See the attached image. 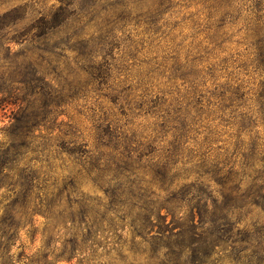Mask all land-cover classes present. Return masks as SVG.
<instances>
[{
    "label": "trees",
    "instance_id": "16d2710c",
    "mask_svg": "<svg viewBox=\"0 0 264 264\" xmlns=\"http://www.w3.org/2000/svg\"><path fill=\"white\" fill-rule=\"evenodd\" d=\"M57 1L0 0V244L40 216L71 236L55 261L128 228L149 264H263L234 230L264 210V9L241 27L250 87L219 57L242 0H200L204 24L178 19L193 0Z\"/></svg>",
    "mask_w": 264,
    "mask_h": 264
},
{
    "label": "rangeland",
    "instance_id": "374dc122",
    "mask_svg": "<svg viewBox=\"0 0 264 264\" xmlns=\"http://www.w3.org/2000/svg\"><path fill=\"white\" fill-rule=\"evenodd\" d=\"M26 1V0H25ZM200 0H193L188 2L189 8L182 7L179 9L178 19L181 17H191L200 24H204V13L200 8L198 2ZM47 6L51 4L58 3L57 0H44ZM12 2L9 4L0 3V14L7 11ZM243 11L241 16L237 19V23L227 26V31L230 35L229 41L223 45V53L219 57H227L229 59V67L227 71H233L237 73V77L240 80H244L247 85L252 87L257 81L258 76L253 72V65L251 64V58L246 52V45H244L243 33L241 27L247 22H244V17L248 14L247 10L253 9L255 6H260L264 9V0H242ZM252 15V14H251ZM190 20H187L183 24L184 33L191 34V28L189 26ZM240 29V30H239ZM20 49L19 45L11 44L12 51H18ZM3 52H1V55ZM69 55L72 54L71 51L68 52ZM220 62V61H218ZM3 61H0L2 64ZM4 65L0 67V76L2 70H5ZM87 102H81L77 104L72 111L70 108V114L78 116V118L84 120L88 114ZM13 107L9 106L7 108H2L0 105V140L4 139L2 135L3 127L9 124L10 110ZM85 111V112H84ZM86 114V115H85ZM62 119L67 120L66 117ZM85 124V122H83ZM259 136L264 138V126H258ZM226 138V134L222 139ZM34 156H36L34 154ZM27 160V157H26ZM32 161V160H31ZM32 163H37L32 162ZM81 187L85 194L88 196H101L103 193L96 188H94L91 183L82 181ZM5 189L0 190L1 193H5ZM1 214V210H0ZM240 217L239 223L236 224V229L234 230L235 239L249 237L252 235V244L257 247L260 246L264 249V210L258 207H247L242 210L238 215ZM68 226V225H67ZM62 226H45V220L43 217L38 216L35 227H27V229L20 232L18 239L14 238L12 240V246L0 244V264H149L146 256L140 252V247H135L132 242L130 231L128 228L116 229L113 231H105L99 234L91 240H86L85 246L73 253V259L70 261L59 260L55 261L57 255L66 256L69 248L65 250V245H72L69 241L71 236L67 234V229H62ZM249 231L250 233H246ZM79 242L81 241L78 238ZM252 248V249H255ZM65 250V251H64ZM64 251V252H63ZM228 252L226 254H230ZM238 251L236 250V255ZM234 254H232L233 256ZM244 255V254H241ZM264 256V252H263ZM83 258V259H82ZM215 258H217L215 256ZM230 260V259H228ZM223 262L222 264H235L233 262L228 263ZM221 264V263H217ZM264 264V262H263Z\"/></svg>",
    "mask_w": 264,
    "mask_h": 264
}]
</instances>
